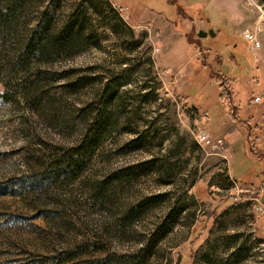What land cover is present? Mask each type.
<instances>
[{
    "label": "rangeland",
    "instance_id": "1",
    "mask_svg": "<svg viewBox=\"0 0 264 264\" xmlns=\"http://www.w3.org/2000/svg\"><path fill=\"white\" fill-rule=\"evenodd\" d=\"M240 5L238 34L222 23L202 40L212 72L228 84V105L239 91L219 70L236 84L241 76L264 82V0ZM128 12L114 0H0V264H54L70 249L78 264H264L263 142H253L264 139V125L248 145L260 160L231 163L257 172L254 183H239L225 138L204 127L164 64L171 28ZM204 73L200 87L216 103L201 106L216 120L227 111L215 76ZM104 118L80 170L49 173L40 164ZM200 129L214 138L202 143ZM171 211L168 229L141 251Z\"/></svg>",
    "mask_w": 264,
    "mask_h": 264
},
{
    "label": "crops",
    "instance_id": "2",
    "mask_svg": "<svg viewBox=\"0 0 264 264\" xmlns=\"http://www.w3.org/2000/svg\"><path fill=\"white\" fill-rule=\"evenodd\" d=\"M115 3L122 8L133 9V20L148 17L154 20L155 27H158L162 21L171 28L170 33L175 35L169 44L165 47L166 58L164 64L171 72L173 82H181V94L194 107V111H198L201 115V122L204 127L214 134L222 135L228 146L227 155H229V173L233 180L239 183H254V170L247 169L242 172H235L231 167V163L239 156L242 160H260L258 150L250 148L249 139L252 130H259L264 125V82H259L256 85L248 83L249 76H241L236 84L235 77L227 75L223 71L219 73L232 79L231 85L235 87L238 93L232 94L233 101L230 105L226 104L220 98V81L212 72V66L207 60L210 49L204 48L202 40L206 37L200 36L197 41L190 38L191 33H196L198 29H208L212 26L213 30L219 31L222 23H224L233 34H238V24L245 15L243 8L240 5V0H114ZM129 13V12H128ZM199 51L203 53L204 59L199 58ZM217 56V55H216ZM235 65V64H234ZM251 67V65H250ZM209 72L216 78V96L223 102L226 113L220 118H211L210 111L201 106L207 99L211 100L213 107L216 100H213L209 89L203 84L200 87V76ZM213 83V82H212ZM198 84V87L195 85ZM188 86V91L184 90ZM195 88V90H194ZM198 88V89H197ZM191 89L194 92H189ZM243 91V92H242ZM254 91V93H252ZM242 92V95L239 94ZM258 92L261 93L259 100H254L253 96ZM192 98L194 100L192 101ZM215 98V97H214ZM236 105V106H235ZM232 107V108H231ZM237 108L238 113L235 116L232 114L233 108ZM197 115V112H194ZM199 118H195L200 122ZM244 118L245 124L240 120ZM255 136V135H254ZM254 143H262V155L264 154V139L256 138ZM239 147L235 152L233 146ZM256 152V153H255ZM235 173H239L236 175ZM262 173V172H260Z\"/></svg>",
    "mask_w": 264,
    "mask_h": 264
},
{
    "label": "trees",
    "instance_id": "3",
    "mask_svg": "<svg viewBox=\"0 0 264 264\" xmlns=\"http://www.w3.org/2000/svg\"><path fill=\"white\" fill-rule=\"evenodd\" d=\"M72 27L73 21L67 22L64 25L60 34L55 37L56 39H59L58 42H64L66 38H68ZM32 44V47H34L33 50L41 51V47L39 44ZM229 94L230 91L228 89V84L225 79H222L220 81V98L222 100L226 98L228 99ZM232 114L235 116V112H232ZM105 122L106 120L104 118L102 121L96 123L95 126L91 124V126L87 128L83 137L75 145L65 149L62 154H50L48 155L47 159L40 156V164H43V167L48 168L50 170L49 173H62L66 171L75 172L80 170L85 162L84 157L93 151L95 144L100 138V135L104 130ZM128 168L136 169V164H131L128 166ZM130 172L137 173V171ZM174 214L175 213L173 211L168 213V216L166 217L164 223L160 224L158 228L147 238V241L144 242V244L140 248L141 251H146L148 247H152L154 244H156L162 233L168 229ZM73 253H75V249H70L64 254L57 253L58 255H56L55 257L56 259L54 261V264H78L76 261L71 260L74 255ZM38 264L42 263L40 262Z\"/></svg>",
    "mask_w": 264,
    "mask_h": 264
},
{
    "label": "built area",
    "instance_id": "4",
    "mask_svg": "<svg viewBox=\"0 0 264 264\" xmlns=\"http://www.w3.org/2000/svg\"><path fill=\"white\" fill-rule=\"evenodd\" d=\"M242 34L243 36L248 40L251 41L252 43L259 45V40L256 37L255 33L249 28V27H244L242 29ZM200 52V51H199ZM261 97V95L259 93L255 94L253 96L254 100H259ZM198 134V139L202 142V143H208L212 140L211 134L205 130V129H200V131L197 133ZM216 140H218L219 142H221V138L217 137ZM260 205L262 204L261 201H259ZM263 237H264V228H263Z\"/></svg>",
    "mask_w": 264,
    "mask_h": 264
},
{
    "label": "water",
    "instance_id": "5",
    "mask_svg": "<svg viewBox=\"0 0 264 264\" xmlns=\"http://www.w3.org/2000/svg\"><path fill=\"white\" fill-rule=\"evenodd\" d=\"M207 33L213 35V34H214V30H213V28H208V29H198V30H197V35H198V36H205Z\"/></svg>",
    "mask_w": 264,
    "mask_h": 264
}]
</instances>
